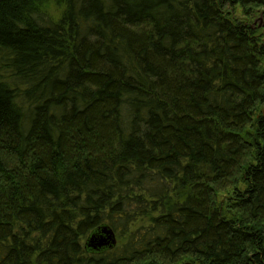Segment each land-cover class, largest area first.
Masks as SVG:
<instances>
[{"label": "trees", "instance_id": "obj_1", "mask_svg": "<svg viewBox=\"0 0 264 264\" xmlns=\"http://www.w3.org/2000/svg\"><path fill=\"white\" fill-rule=\"evenodd\" d=\"M0 264H264V0H0Z\"/></svg>", "mask_w": 264, "mask_h": 264}, {"label": "water", "instance_id": "obj_2", "mask_svg": "<svg viewBox=\"0 0 264 264\" xmlns=\"http://www.w3.org/2000/svg\"><path fill=\"white\" fill-rule=\"evenodd\" d=\"M259 22H262V18L259 19ZM115 245V234L106 226L99 228L98 231L95 234L90 235L85 242V247L95 252L111 249Z\"/></svg>", "mask_w": 264, "mask_h": 264}, {"label": "rangeland", "instance_id": "obj_3", "mask_svg": "<svg viewBox=\"0 0 264 264\" xmlns=\"http://www.w3.org/2000/svg\"><path fill=\"white\" fill-rule=\"evenodd\" d=\"M238 18L242 19V18H244V17H243V16H240V15H238ZM259 19H260V17L258 18V20L254 21V24H255L256 26H258V27L262 28V27H263V25H262V22H259ZM261 25H262V26H261Z\"/></svg>", "mask_w": 264, "mask_h": 264}]
</instances>
